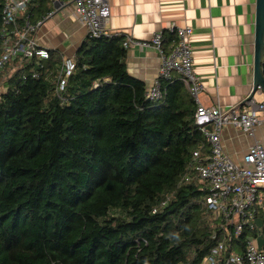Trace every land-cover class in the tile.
Listing matches in <instances>:
<instances>
[{"label": "trees", "instance_id": "trees-1", "mask_svg": "<svg viewBox=\"0 0 264 264\" xmlns=\"http://www.w3.org/2000/svg\"><path fill=\"white\" fill-rule=\"evenodd\" d=\"M52 9L33 0L19 21ZM164 37L168 51L176 38ZM125 39L88 35L63 103L52 50L38 78L35 58L4 70L16 66L0 95V264H202L222 240L204 184L178 186L194 149L208 146L197 103L179 77L162 81V99H147L128 72Z\"/></svg>", "mask_w": 264, "mask_h": 264}, {"label": "built area", "instance_id": "built-area-1", "mask_svg": "<svg viewBox=\"0 0 264 264\" xmlns=\"http://www.w3.org/2000/svg\"><path fill=\"white\" fill-rule=\"evenodd\" d=\"M32 1L5 0L0 31V77L17 58L27 57L35 58L38 69L32 75L38 78L44 68L43 61L50 56L49 49L39 43L37 32L53 12L35 22L29 15L22 22L19 21ZM52 3L55 10L69 9L87 26L89 35H112L106 29L111 16L108 0H52ZM167 31L176 38L168 51L163 46L164 31L154 33L150 40L141 43L126 35L124 46L127 49L133 44L154 47L160 56L158 75L146 88L147 99H162V81L172 79L177 73L197 103L195 123L204 134L208 146L205 149L202 144L194 149L178 186L192 181L204 184L202 199L206 212L215 223L214 234L222 236L202 264H264V145L259 142L252 144L243 155L242 162L238 163L226 152L222 142V131L227 125L254 136L256 127L264 123V100L258 101L254 95L239 106L209 107L201 104L203 85L195 72L190 41L193 29L172 23ZM75 68V58L64 57L52 72L55 80L53 92L61 97L62 103L67 101L64 92ZM11 71L12 68L9 75ZM94 85L97 87L99 83L95 82ZM1 87H5L3 92L8 88L5 85ZM259 92L263 90L258 88L256 93ZM260 220L262 226H258ZM247 229L253 232L246 235L244 248L232 249Z\"/></svg>", "mask_w": 264, "mask_h": 264}, {"label": "crops", "instance_id": "crops-1", "mask_svg": "<svg viewBox=\"0 0 264 264\" xmlns=\"http://www.w3.org/2000/svg\"><path fill=\"white\" fill-rule=\"evenodd\" d=\"M63 1V0H61ZM111 16L106 29L130 35L138 42L151 39L174 23L193 29L191 46L194 68L203 85V105L239 106L254 86L257 0H108ZM60 3H57L59 5ZM38 29L39 43L59 58H75L88 37L87 26L69 9L55 10ZM160 56L154 47L141 44L127 49L128 72L149 88L158 75ZM174 77H179L174 73ZM2 93V92H1ZM0 93V94H1ZM262 96L264 92L255 93ZM226 152L238 163L248 148L264 145V123L254 136L227 125L222 131Z\"/></svg>", "mask_w": 264, "mask_h": 264}, {"label": "water", "instance_id": "water-1", "mask_svg": "<svg viewBox=\"0 0 264 264\" xmlns=\"http://www.w3.org/2000/svg\"><path fill=\"white\" fill-rule=\"evenodd\" d=\"M264 0H257L256 32H255V58H254V86L247 99L252 98L257 89L264 92Z\"/></svg>", "mask_w": 264, "mask_h": 264}, {"label": "rangeland", "instance_id": "rangeland-1", "mask_svg": "<svg viewBox=\"0 0 264 264\" xmlns=\"http://www.w3.org/2000/svg\"><path fill=\"white\" fill-rule=\"evenodd\" d=\"M14 70H16V66L13 65L12 67V71L11 73L14 72ZM8 71H6L4 74H2V76L0 77V93L3 92L5 90V87H1L3 85L7 86V79H8ZM255 98L258 100V101H261L262 100V96H259V95H256ZM258 226H262L261 224V220L259 221L258 223Z\"/></svg>", "mask_w": 264, "mask_h": 264}]
</instances>
